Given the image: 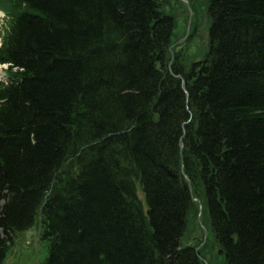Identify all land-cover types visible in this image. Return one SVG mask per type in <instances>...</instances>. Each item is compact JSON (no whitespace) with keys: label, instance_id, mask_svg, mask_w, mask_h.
<instances>
[{"label":"trees","instance_id":"obj_1","mask_svg":"<svg viewBox=\"0 0 264 264\" xmlns=\"http://www.w3.org/2000/svg\"><path fill=\"white\" fill-rule=\"evenodd\" d=\"M189 1L0 0V264H264V0Z\"/></svg>","mask_w":264,"mask_h":264},{"label":"rangeland","instance_id":"obj_2","mask_svg":"<svg viewBox=\"0 0 264 264\" xmlns=\"http://www.w3.org/2000/svg\"><path fill=\"white\" fill-rule=\"evenodd\" d=\"M202 9L203 10H201L198 17V28L197 31H195L193 34V39L191 42L192 44L189 47L188 55L186 57V62L188 67L191 65L193 61L199 58L196 56L199 55L202 56L208 51L209 17L206 13L205 2H203ZM179 13H180L178 14L179 23L177 25V28H178V34L180 35V33L183 31V28H185V23L186 20H188V16L186 10L183 7L179 8ZM5 26H6V17L4 13L0 11V32L3 30ZM187 28H188V23L186 29ZM180 46L181 44H178V46H176L175 48ZM4 70L5 67L3 65H0V79H2L5 76ZM140 194L141 197L144 199V193L142 190L140 191ZM192 228H194V230L186 236L188 239L191 240L194 239L193 237L201 236L200 228L196 227L194 224ZM39 233H40V229L39 226L37 225L30 228L29 230L18 233L14 239L15 244L11 247V250L8 252L4 264H43V262L45 261L48 255V248L45 243L43 242L39 243L38 240ZM205 240L206 241L204 242V244L207 242V239ZM203 245H201L200 249L202 248ZM207 264H209L208 260H207Z\"/></svg>","mask_w":264,"mask_h":264},{"label":"water","instance_id":"obj_3","mask_svg":"<svg viewBox=\"0 0 264 264\" xmlns=\"http://www.w3.org/2000/svg\"><path fill=\"white\" fill-rule=\"evenodd\" d=\"M190 25H191V20L189 21V28H188L187 35L181 41H183L184 39H186L187 36L189 35V33H190ZM181 41H179L178 43H180Z\"/></svg>","mask_w":264,"mask_h":264}]
</instances>
